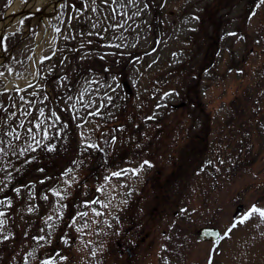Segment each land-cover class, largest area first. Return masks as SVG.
Wrapping results in <instances>:
<instances>
[{
    "label": "rangeland",
    "instance_id": "obj_1",
    "mask_svg": "<svg viewBox=\"0 0 264 264\" xmlns=\"http://www.w3.org/2000/svg\"><path fill=\"white\" fill-rule=\"evenodd\" d=\"M30 1L0 0V19L14 2L18 3L14 10L29 4L35 11L23 14L8 28L5 53L11 43H17L11 58L0 65V148L4 149L0 200L8 196L13 201L11 206L0 205V211L8 214L7 223L0 225V234H5L0 236V246L6 239L9 251L22 241L23 264L24 255L33 251L28 264H34L39 246L31 242L27 218L47 206L42 196L49 192L48 186L60 190L64 177L57 175L63 167H72L75 171L69 178L76 182L68 186L69 196L98 197L109 203L100 216L90 211L99 205H83L78 211L87 209L88 216L77 217L79 232L70 220L71 230L65 236L71 242L63 240L71 246L65 256L70 264H115L117 260L125 264L114 253L116 241L130 236L120 213L128 204L148 224L159 197H164L165 214L145 243L155 237L170 247L159 252L155 246L144 256L142 245L135 264H264V219L258 214L233 228L219 244L197 239L204 225L223 232L240 204L238 214L252 203L264 207V4L257 7L258 0H116L121 7L113 12L114 5L97 0L96 13L86 10L77 16L72 4L82 8L83 0H64L57 8H43L41 14L37 11L46 1ZM97 32H103V37ZM119 52L124 54L116 64ZM26 81L31 87L25 86ZM17 87L22 91L16 92ZM44 92L50 94L48 100H43ZM81 92L85 93L81 103L104 100V115H87L97 103L81 108V116L72 119L68 104L75 103ZM105 92L112 97L110 103ZM21 95L45 107V116L55 109L62 117L57 127L64 128L24 155L19 149L26 148L30 139L18 128L23 117L19 112L10 115L24 104ZM27 110L29 119L38 114L35 107ZM81 118L87 123L78 127ZM12 129L20 131L21 139H15V133L7 135ZM86 129H91V139L100 149L85 150L80 133ZM49 142L52 149L46 147ZM29 156L35 159L29 161ZM144 160L151 163L139 173L105 183L110 172L126 165L137 167ZM159 169L167 177L164 187H153V182L147 186L146 176L153 178ZM29 181L35 182V196H30ZM79 183L82 188H76ZM21 185L26 187L17 194L15 188ZM98 186L104 191H97ZM29 206L32 212L27 211ZM117 212L118 224L110 229ZM14 213L22 215L23 225L22 239L13 243ZM84 220L89 221L87 226Z\"/></svg>",
    "mask_w": 264,
    "mask_h": 264
},
{
    "label": "snow or ice",
    "instance_id": "obj_2",
    "mask_svg": "<svg viewBox=\"0 0 264 264\" xmlns=\"http://www.w3.org/2000/svg\"><path fill=\"white\" fill-rule=\"evenodd\" d=\"M11 2V0H10ZM101 3L103 4H112L114 5V7H112V11L115 12L117 10V7H121L120 5L116 4V0H100ZM260 4H264V0H258L257 3V7L260 6ZM147 6V5H145ZM73 9H75L76 15L79 16L81 13H84L86 10H90L91 13H96L98 11V7H97V0H83V7L82 8H78L76 6L75 3L72 4ZM92 27L95 28L96 27V23L92 24ZM112 27H118V25L113 24ZM57 32L60 31L59 28L56 29ZM106 31V29H105ZM93 33H89V35H92ZM81 35H83V33H81ZM95 35H98L100 37H103L104 33L103 32H97L95 33ZM71 39H74V37H69ZM88 43H92L91 40L88 41ZM105 43L107 44H111V41H105ZM4 47L6 48L7 45L5 44ZM54 55V53H53ZM101 58H103V53L100 54ZM47 58V57H45ZM8 71H12V69H8ZM49 72L52 71L51 68L48 69ZM0 75H3V73H0ZM66 78V77H65ZM117 79V77L113 76L112 80L115 81ZM93 83H97L96 81H93ZM25 86L26 87H31V85L27 84V81L25 82ZM37 87H42V88H46L47 85H37ZM8 89H3V91H7ZM91 89H89L90 91ZM16 92H21L22 89L17 87L15 89ZM34 95H41L39 93H34ZM67 94L65 93V96ZM84 92L80 93L79 99L75 101V103H69L68 104V109H70L72 111V119H76L77 117L81 116L80 113V109L81 108H88V107H92V105L95 104H99L98 107H96L94 109V111L92 112H88L87 115L88 116H97V115H104V113L101 111L102 108L105 107V102L104 100H99L98 102L96 100H90L87 103H81V101H83L84 99ZM97 95H100V93H97ZM103 95L105 97H107L108 102H111L112 97L108 96L107 92L103 93ZM168 93H164V96H167ZM42 98L43 100H48L50 98V94L47 92H44L42 94ZM20 101H24V104L20 105L17 108L16 112H11L10 115L15 117L17 116V113L19 112L20 116H22L23 118L19 120V124H18V128L22 129L26 135V137H28L30 139V143L27 145L26 148H20L19 152L20 155H24L25 152L28 151H35V148H39L42 145L45 144V140L53 135L62 133L64 131V128H58L57 124L62 120V117L59 115V113L55 110L52 109L51 114L48 116H45V107L43 106H39L37 107L35 105L34 101L28 100L24 95H21L19 97ZM68 101H72L73 97H67ZM0 105H3V101H0ZM16 101H13V107H16ZM6 107V106H5ZM29 107H35L36 112L38 113L35 116H32L31 119H29L30 116V112L27 110ZM159 107V105H158ZM21 109H24L23 111H21ZM65 109V110H68ZM87 123V121L83 118L80 119L78 127L80 125H85ZM64 127H67V121H63ZM97 127H99V125H97ZM120 127H123L122 125ZM13 133H15V139L19 140L21 139V135H20V131H18L17 129H12L11 131H9L7 133L8 136H13ZM91 129H86L85 131H82L80 133L81 135V144L84 146L85 150H87L88 148H96V149H100V145L96 142H94L91 139ZM39 137V138H37ZM111 140H116L117 137L116 136H111L110 137ZM34 146V147H33ZM46 147L48 149H52L54 147V145L52 143H47ZM4 152L3 148H0V153ZM35 159V156H29L28 160H33ZM74 163H77L74 161ZM150 161L148 160H144L142 161L137 167H131L130 165H126L124 169H117L115 171L110 172L108 175H106L104 177V181L105 183H108L113 177H120V176H124L127 173H131L133 175L137 174L140 172V170L144 167V165H150ZM208 163L210 164L211 161H208ZM39 171H43V169H39ZM74 169L72 167L67 168L63 173H61V175L64 177V183L60 185L61 188L65 189L64 191L59 190L57 187L53 186L51 187L48 191L51 192L55 197H57L58 199L55 200L53 209H52V214L50 215H46L45 216V221L47 222V229L50 231L54 230L55 225L52 223V221H58L60 219V217H63L64 212H63V208L66 207V205L62 204L61 201L63 200V198L65 196H67L68 194H70V189L68 186L74 184L76 181L74 179L69 178V174L72 173L74 174ZM7 178H10V176H8ZM44 179H48V177H45ZM42 182V181H41ZM29 184L32 185L31 188H28V191L30 193V196H35V182L34 181H29ZM21 187H26L24 185H21L20 187H16L15 188V192L17 194L20 193L21 191ZM2 190V189H0ZM97 191L103 192L104 188L103 186H98ZM42 198L44 200L48 199V194L44 193ZM13 203L12 199L8 196H4L3 200H0V205L6 204L8 206H11ZM108 201L103 200V199H94V200H84L82 201L83 205H90V204H96L99 205V207H91L90 211L95 215V216H100L104 209L108 206ZM34 209L29 206L27 208V211L32 212ZM254 214H258L259 217L261 219H264V207L259 206L256 203H252L250 206H248L247 208H245L243 211H241L238 215H235L232 219L231 224L225 228V230L222 233H215L216 236V244H219L220 242V237H228L231 235V231L233 228L237 227L239 224L246 222L247 220H249ZM3 216V211H0V217ZM88 216V210L85 209L83 211H78L76 212L75 216H73L71 218L72 224L76 227L77 232L80 231V225L76 223V219L77 217H87ZM106 223L108 222L107 220L105 221ZM7 223L6 220L4 219H0V225ZM84 226H87L89 221L88 220H84L83 221ZM41 231H43V229H41ZM25 235H27V233H25ZM35 240L37 241H46L47 243H51L50 240L47 239V236H36L34 237ZM61 239H63L65 241V243H70L71 242V238L64 236L61 237ZM89 243H91L89 241ZM34 251L30 252L28 254L24 255V261L25 264H28L30 257L32 255H34ZM93 255L95 254L94 252L92 253ZM67 257L60 255V250L56 249L55 250V254H49V255H45L43 256V258L39 261V264H58V261H63L66 260ZM209 264H211V261H209Z\"/></svg>",
    "mask_w": 264,
    "mask_h": 264
},
{
    "label": "flooded vegetation",
    "instance_id": "obj_3",
    "mask_svg": "<svg viewBox=\"0 0 264 264\" xmlns=\"http://www.w3.org/2000/svg\"><path fill=\"white\" fill-rule=\"evenodd\" d=\"M128 70V68H126V71ZM51 168V167H50ZM67 168L69 167H63V169H61L62 172H64ZM93 168V167H92ZM99 167H95V171L98 170ZM106 168V167H103ZM50 170V169H49ZM94 171V169H92L91 173H89L88 177L92 174V172ZM100 171V175H102V170H98ZM49 176V181H47V184L49 185L50 182V178H52L54 175H48ZM58 177L61 176V173H59L57 175ZM147 186L150 185L151 186V182H153L155 185L153 187H164L165 185V181L164 179H167L166 175L163 173L162 169L158 170V173L156 176H154L153 178H151V176L147 175ZM83 182H85L84 180H81ZM80 181V182H81ZM42 184H45V182H43ZM82 183H79L76 188H82L81 187ZM42 186H39L38 188V193H40ZM49 188L53 187L52 185L48 186ZM63 189V188H62ZM60 187L61 191H64L65 189L62 190ZM74 189V188H73ZM48 193V199H47V206L43 208V205L39 208L41 211L37 212L33 215L34 218H30L28 217V221L26 222L27 225L30 226V233L32 234V241L31 242H35L37 246H39V249L36 250V261H34V264H39V261L43 258V256L45 255H49V254H55V250L59 249L60 250V255L66 256L67 251L70 249V245H64L63 244V239H61V237H64L66 235V233L71 230V218L70 216L73 215L72 213L74 212V206L77 204V202L80 201V203L78 204V206L75 209V212L78 210L82 209V201L83 198H79L77 196H75L74 198H72L71 196H66L63 199V204L66 205V207H64V215L63 217H60V219L58 221H52V223L55 225L54 230L50 231L47 229V222L45 221V216L46 215H50L52 214V209L55 203V200L57 197H55L51 192H47ZM142 197V196H141ZM141 197H139L141 199ZM98 197H96L95 199H97ZM138 198V199H139ZM58 199V198H57ZM75 201V202H72ZM164 197H159L158 200V205L155 206L153 213L151 214V221L148 222V224H145V222H143L142 220H140L138 217H136V213H134V211L132 210L131 207L128 206V204L125 206L126 209L122 210V212L120 213V220L122 221L121 223H128L124 228L125 230L130 234L129 238L126 239H121V240H117L116 241V247H115V254H117L118 257H120L121 259H123L125 261L128 262L129 260H133L127 264H135V261L137 259V256L139 254L140 249L142 248V245H144L143 250L144 251V256L146 255V253L152 251L154 249V247H157V250L159 252H162V250L164 249V251L166 252L167 247H170V245H168L167 243H159L160 240H158L157 238L153 237L149 242L145 243V241L148 239V236H150L151 234V228H153L154 226L159 225V220H161L164 216V212L163 210L165 209L164 207ZM85 207V206H83ZM124 207V208H125ZM123 208V209H124ZM135 214V215H134ZM3 218L4 220H6L7 218V212L5 211L3 213ZM118 215V212L115 214L114 217H112V224L111 227H109L110 229H114L115 226H117L118 219H116V216ZM22 217L21 214L17 215L16 213H14L12 220H13V230L15 233V237L14 239H12L10 242H15V240H19V237L21 235V231H22V221L20 220V218ZM29 220H31L33 222H29ZM21 221V223H20ZM80 221H78L77 224H79ZM6 228V227H4ZM109 228H106L107 230H110ZM148 228V229H147ZM41 229H43V234L40 235V231ZM4 233H1L0 236H2ZM20 234V235H19ZM5 235V234H4ZM19 235V236H18ZM156 234H154L155 236ZM36 236H47V239L51 241V243H47L46 241H37L34 239V237ZM135 237H137V239H135ZM138 238L140 240H138ZM20 239H22L20 237ZM9 242V243H10ZM7 245L8 243L6 242V239L2 240L1 242V246H0V264H13V262L15 264H23V257H22V250H23V245H22V241H17L16 243H14V245L11 247V249H7ZM35 245V246H36ZM36 249V248H35ZM19 253V257H16V254ZM161 254H158V256H160ZM164 257V256H163ZM123 264L121 263V261H115V264ZM71 261L68 260H63V261H58V264H70ZM74 264H84L83 262L80 261H76L73 262ZM94 264H100L99 261L94 262Z\"/></svg>",
    "mask_w": 264,
    "mask_h": 264
},
{
    "label": "water",
    "instance_id": "obj_4",
    "mask_svg": "<svg viewBox=\"0 0 264 264\" xmlns=\"http://www.w3.org/2000/svg\"><path fill=\"white\" fill-rule=\"evenodd\" d=\"M62 1V0H54V5L55 7L58 5V3ZM31 12L30 9L24 8L22 9L20 12H14L12 13V19L11 22L14 21V17L20 15V14H25V13H29ZM5 17V16H4ZM8 25V24H7ZM5 30L2 29V31L0 32V41L2 43L3 40V36H4ZM0 49H3L2 45L0 44ZM243 207L242 204H240L236 210V212L234 213V215H237L238 212L240 211V209ZM219 232L220 230L216 227H212V226H203L199 229V235L198 238L199 239H212V240H216V236L215 233Z\"/></svg>",
    "mask_w": 264,
    "mask_h": 264
},
{
    "label": "bare ground",
    "instance_id": "obj_5",
    "mask_svg": "<svg viewBox=\"0 0 264 264\" xmlns=\"http://www.w3.org/2000/svg\"><path fill=\"white\" fill-rule=\"evenodd\" d=\"M44 1H46V2L49 4V3L52 2L53 0H44ZM38 2H40V0H34L32 3H38ZM32 3H31V5H32ZM17 6H18V3H17V2H14V3L10 6V8L8 9V13H10L11 10L17 8ZM10 22H11V20H10V18H8V17L5 18V19H3V20H0V32L2 31V29L6 28L7 24H9ZM2 58H3V52L0 50V60H1ZM16 83L19 84L18 81H16ZM9 84H11V83H8V85H9ZM20 86H22V85L20 84Z\"/></svg>",
    "mask_w": 264,
    "mask_h": 264
},
{
    "label": "trees",
    "instance_id": "obj_6",
    "mask_svg": "<svg viewBox=\"0 0 264 264\" xmlns=\"http://www.w3.org/2000/svg\"><path fill=\"white\" fill-rule=\"evenodd\" d=\"M87 68H92L91 66H87Z\"/></svg>",
    "mask_w": 264,
    "mask_h": 264
}]
</instances>
